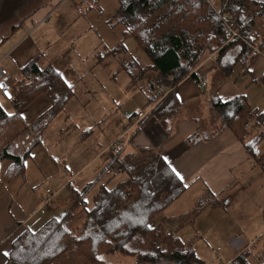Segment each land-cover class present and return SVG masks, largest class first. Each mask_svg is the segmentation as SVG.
<instances>
[{
	"label": "crops",
	"instance_id": "crops-1",
	"mask_svg": "<svg viewBox=\"0 0 264 264\" xmlns=\"http://www.w3.org/2000/svg\"><path fill=\"white\" fill-rule=\"evenodd\" d=\"M32 1L19 0L21 9L17 17H11L7 15L8 11L11 12V0H0V66L6 68L10 74L9 85L13 93L11 100L20 85L26 82L25 78L20 76L19 69L33 59L38 60L41 68L52 65L60 72L64 81L72 84L73 95L47 122L39 143L31 148L24 160V172L27 170L25 161L29 156L40 169L45 167L43 172L50 169L47 177L54 181L56 186L43 188L42 185L34 183L15 184L18 176L25 179L24 172L7 179L5 174L9 160L0 167V264H12L9 253L14 239L24 229L37 230L50 218L47 216L52 212L51 207L58 202V195L62 190L70 187L75 174L84 172L83 169L88 167L95 157L100 158L101 165L97 171L101 170L112 143L139 111L145 112L146 115L123 137L122 154L135 153L140 149L159 152L181 173L184 177L181 181L186 186L173 201L180 209L167 212L165 208L166 214L164 211L160 215L163 219L161 228L166 232H176L182 240L190 242L194 247L197 238L201 236L199 233L209 229L207 222L213 216L218 220L227 215L233 220L234 216L239 222H244V225L239 224L238 229L235 224L230 227V231H226L227 245L232 247L231 250L235 254L242 249L252 253L251 247L261 240L259 237L263 238L259 246H255L254 256L259 264H264V53L253 48L225 73L220 66L222 61L236 55L238 49L228 47L222 54H218V50L207 52L194 68L198 77L206 76L205 86L199 87L189 76L180 80L170 91L177 104L163 121L150 115L160 97L164 96V90L158 88L161 83L154 85V92L160 96L153 101H149L150 94H145L142 86L128 87L134 107L124 110L120 122L115 117V124L108 121V124L97 132L88 123L96 124L99 117L78 116L69 119V115H72L69 102L74 98L84 106L92 97L93 91L99 87L97 76L90 69L88 72L92 73V77L89 73H83L75 84L68 82L67 76L73 79L77 73L64 58L66 49L55 51L52 46L51 53L47 42L43 43L41 39L35 40L33 37L36 29L48 21L52 7L60 5L63 0H44L40 5ZM220 1L217 0V3ZM79 8V5L75 4V9ZM51 36L46 39L53 41ZM110 51L107 49L106 53L112 54ZM153 73L147 69L146 78H150ZM78 84L80 86L76 88ZM162 86L165 91L169 90L167 86ZM84 96L89 98L85 100ZM212 96L222 101L239 96L243 99V106L225 121L222 111L211 104ZM1 100L8 104V109L2 106L5 111L11 113L16 110L11 100L4 98L0 93V103ZM49 107V98L41 92L23 106L19 113L24 121L33 122ZM104 123H107V120ZM130 131L135 133L128 137ZM78 135L80 138L76 142H86L87 146L81 145L77 150H73L74 145L71 143ZM250 146L254 147L255 156L249 152ZM16 150V154H19L20 147H16ZM86 154L92 157L82 166L79 163L80 167L72 169V162H77V158L81 159L79 157ZM81 162H84V159H81ZM97 171L93 173L96 176ZM46 189H50L52 193H47ZM69 191L71 193V189ZM187 193L194 199L192 207L183 211V201L179 199ZM204 196L207 204L196 215L184 219L183 216L188 213L190 216L196 202ZM71 202V199L70 202H63L60 205L62 210H66ZM227 205L232 206V209L226 208ZM256 230L260 231L261 235L255 240L245 242L244 236H250ZM5 252L8 253L7 256L4 255Z\"/></svg>",
	"mask_w": 264,
	"mask_h": 264
},
{
	"label": "trees",
	"instance_id": "trees-1",
	"mask_svg": "<svg viewBox=\"0 0 264 264\" xmlns=\"http://www.w3.org/2000/svg\"><path fill=\"white\" fill-rule=\"evenodd\" d=\"M242 1L226 0L223 4L221 0L213 8L205 0H119L112 19L124 25L123 34L132 35L150 60L146 68L140 67L121 43V67L132 73L140 70L144 81L138 86L150 94L149 101L160 96L154 92L155 84L169 88L167 92L164 89L150 115L163 121L170 114L177 104L170 91L183 78L189 76L199 85L194 68L207 52L218 50L222 54L228 47L238 49L236 55L222 61L225 73L253 48L264 53V45L254 42L253 30L264 31V2L250 0L257 8L248 12L247 4L242 5L247 1ZM217 13L232 14L245 41L225 43L224 25ZM118 49L111 53L117 54ZM147 69L154 72L150 78H146ZM19 73L26 82L10 99L16 110L9 116L0 108V161L10 162L7 179L23 174L24 160L39 143L45 125L73 95L72 84H67L52 65L41 68L33 59ZM41 92L49 98L50 107L33 122L24 121L20 109ZM211 104L228 121L242 108L243 99L234 96L222 101L212 96ZM133 131L127 136L134 135ZM15 146L20 147L19 154ZM121 147H111L94 181L79 191L72 190V202L62 215L48 218L35 231L24 229L14 239L9 253L12 264H120L107 260L112 256L130 257L128 264H204L190 242L161 228L160 215L186 186L163 164L159 152L140 149L121 156ZM248 149L255 156L254 147ZM105 174L111 176L101 180ZM206 202L205 196L199 199L191 215ZM249 256V250L242 249L227 264H251Z\"/></svg>",
	"mask_w": 264,
	"mask_h": 264
},
{
	"label": "rangeland",
	"instance_id": "rangeland-1",
	"mask_svg": "<svg viewBox=\"0 0 264 264\" xmlns=\"http://www.w3.org/2000/svg\"><path fill=\"white\" fill-rule=\"evenodd\" d=\"M33 1L35 4L37 3L40 5L44 0ZM246 1L247 3L242 5L247 4L248 12L257 8L256 6L251 5L250 0ZM254 1L261 3L264 2V0ZM243 2L244 0L242 3ZM10 4L11 7L9 10H11V12L8 11L7 15L11 17H17L18 11L21 9V2H19V0H11ZM75 4L79 5V10L75 9ZM118 5L119 0H63L60 5L54 8L52 7V11L49 14L51 16L49 17L48 21L42 26L40 25L33 35L35 40L41 39L43 43L47 42L51 53L53 52L52 46L55 48V51H58L61 48L66 49L64 58L77 73V76H75L73 79L70 78V76H67L66 79L68 82H74L75 84L76 81L79 80V75H83V73H89L88 71L90 69L91 72L99 79V87L93 91L92 97L88 102L85 103L84 106L80 105L78 100L74 98H72L69 102L72 109V115H69V119H75L78 116L99 117V122L94 118L97 121L96 124L92 122L88 123L91 125V127H94V130L97 132L100 128H103L105 124H108V121H113V124H115V117L118 119V122H120V116L124 115V110L128 109L129 107H134V102L131 101L130 98L131 92L127 88L137 87L142 79V73L140 70L134 69V73L129 70L128 72L130 73H128L125 68L121 67V60L124 56V53L122 52V49L119 45H121V43L123 44L127 50L126 53L129 54L131 58L134 57L133 59L137 61L140 67L148 66L147 64L150 63L148 56L145 54L144 50L135 40V38L132 35L123 34L125 28L124 25L120 22H117L116 19L111 20V17L117 10ZM215 6H218V3H216ZM253 30L255 31L254 42L256 44L264 45V31L261 29L259 31L257 29ZM43 32H45V34H42ZM49 35H52L51 39H53V41L46 39ZM117 46L119 47V52H117V54L113 55V53H106L107 49L112 50ZM124 58L127 59L126 57ZM92 73H89L91 77L93 76ZM79 86L80 84H78L76 88ZM76 93L78 94V89L76 90ZM88 98L89 97L87 96V99ZM83 99L87 100L85 96ZM1 103L3 107L8 109V104H5L2 100ZM105 120H107V123H104ZM34 133L35 131H33V134ZM94 137H96V132L94 133ZM79 138L80 135L75 137L72 141L71 145H74L72 148L73 150H77L81 145L87 146L86 142H83V144L76 142V140ZM17 140L19 142V139ZM104 141H106V138H104ZM121 156H123L122 152ZM91 157L92 155L88 154H86V156L82 155L79 158L84 159V162H81V159L77 158V162H72L73 167L71 168L77 169V167L82 166ZM69 158L71 159V157ZM59 161L61 162V160ZM99 161V157L93 158V161L89 164V166L83 169L84 172L75 174L70 187L64 188L58 195L59 200L55 203V206L51 207L52 212L48 214L47 218L52 217V215L54 217H59L64 213L65 210H62L60 205L68 200L70 202V199L72 198V193L69 191L70 189L71 192L72 190L79 191L87 183L95 180L96 174L93 173H95L98 167L101 165ZM5 162H7V160H2L0 162V167L5 165ZM79 163H81L80 166ZM26 166L27 170L24 172L25 179L23 176H18L15 179V184L34 183L42 185L43 188L46 186H56V184H54L55 182L51 181V179H48L47 177L50 169H48L46 172H43L45 167L40 169L30 156L28 157V160L25 161V167ZM69 175L70 174H67V176ZM72 175L74 174L72 173ZM110 176V174H105L102 176L101 180L105 179L106 177L109 178ZM87 180L90 181L84 184ZM47 190H49V192ZM46 192L52 193L50 189H46ZM191 195H193L192 192ZM193 199L194 198H190V194L188 193L183 197H180L179 200L183 201V211L192 207ZM237 199H239V197H237ZM47 203H49V200ZM226 208L230 210L232 209V206L227 205ZM174 209H180V206L171 202L166 207L167 212ZM166 210H164L165 214ZM189 214L190 213L184 215L183 218H191L193 216H189ZM233 220L229 218V215L219 220L215 219L213 216L212 219L208 220L207 222L209 229L199 233L201 236L197 238L195 242L196 246H194L193 249L195 254L201 258L204 264H227L234 257L235 252L231 250L232 247L227 245L228 236L226 231H230V227L235 224H237L238 229H240L239 224L244 225V222H239L234 216ZM260 235V231L256 230L252 235L244 236L245 242L253 239L255 240ZM259 239L263 240L261 237H259ZM261 240L256 242L253 247H251V252H253L250 253V256L248 257V260L251 264H259L256 256L254 255L256 249L255 246L258 247ZM107 260L112 263L119 262L120 264L132 262L130 257L118 258V256L107 257ZM160 264L173 263L161 262Z\"/></svg>",
	"mask_w": 264,
	"mask_h": 264
},
{
	"label": "built area",
	"instance_id": "built-area-1",
	"mask_svg": "<svg viewBox=\"0 0 264 264\" xmlns=\"http://www.w3.org/2000/svg\"><path fill=\"white\" fill-rule=\"evenodd\" d=\"M213 8L215 7V4L217 3V0H206ZM226 2V0H224L223 4ZM78 7V6H77ZM219 18L222 19L223 25H224V42H229V41H236V40H244V38L241 36L240 32H239V26H237L235 24V17L232 16L231 14L227 13V14H223V13H217ZM9 81H10V74L8 73L7 69L4 68L3 66H0V85H2V87H0V93L3 95L4 98L6 99H12L13 98V93L10 89V85H9ZM206 84V76L205 75H200L199 76V86L202 88L204 87ZM158 88L160 90H164L163 86L161 84L158 85ZM5 92L10 94V98L5 96ZM167 92V91H165ZM145 112L143 111H139L136 113V116L134 118V120L130 121L127 124V127L121 132V134L116 138V140L112 143V145L114 146H119L122 142L123 137L125 136V134L127 133V131L132 128L133 126H136L138 121H140V119L145 117ZM49 192V190H47Z\"/></svg>",
	"mask_w": 264,
	"mask_h": 264
},
{
	"label": "snow or ice",
	"instance_id": "snow-or-ice-1",
	"mask_svg": "<svg viewBox=\"0 0 264 264\" xmlns=\"http://www.w3.org/2000/svg\"><path fill=\"white\" fill-rule=\"evenodd\" d=\"M0 87H2V85H0ZM5 96L8 97V98H10V94L7 93V92H5ZM0 108H2V106H0ZM7 115L11 116L12 113H7ZM249 143H251V141H249ZM162 162H163V164H165L169 168H171V171L173 172V174L176 176V178L178 180H183L184 179V177L181 175V173L171 166V164L168 162V159H167L166 156L162 158ZM4 255L7 256L8 253L5 252ZM97 259H103V257H97Z\"/></svg>",
	"mask_w": 264,
	"mask_h": 264
}]
</instances>
